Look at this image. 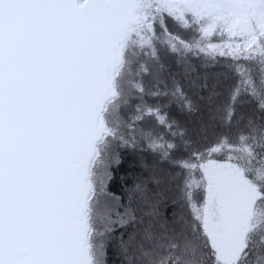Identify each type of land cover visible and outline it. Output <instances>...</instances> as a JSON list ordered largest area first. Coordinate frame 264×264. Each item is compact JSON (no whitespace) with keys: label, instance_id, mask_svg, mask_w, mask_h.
Here are the masks:
<instances>
[{"label":"snow or ice","instance_id":"6c2138e0","mask_svg":"<svg viewBox=\"0 0 264 264\" xmlns=\"http://www.w3.org/2000/svg\"><path fill=\"white\" fill-rule=\"evenodd\" d=\"M0 264H264V0H0Z\"/></svg>","mask_w":264,"mask_h":264}]
</instances>
